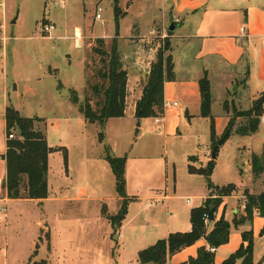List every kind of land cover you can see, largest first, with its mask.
<instances>
[{"label":"crops","instance_id":"crops-1","mask_svg":"<svg viewBox=\"0 0 264 264\" xmlns=\"http://www.w3.org/2000/svg\"><path fill=\"white\" fill-rule=\"evenodd\" d=\"M121 4H123L120 7L124 14L114 35L97 37L87 33V36L93 39L104 38L106 43L109 40L117 39L124 66L128 71L125 115L108 120L104 129V140L101 141L99 137L100 126L97 123L87 122L79 109L77 125L80 127V135L77 137H82L79 138V142H81L79 144L81 146L80 163L85 165L91 161L88 150L84 146L88 143L90 134L99 143L107 144L116 156H127L126 192L127 198L130 199L129 209L116 235L117 243L115 242L114 247L113 243L109 246V253L112 254V259L115 258V264H152L139 261L141 250L150 247L160 239L167 238L171 233L187 232L192 228L190 214L194 207H190L189 221L179 223L176 222L174 212H169L163 217L164 208L162 206L164 205L160 206V203L170 198L168 194L169 152L175 153L181 144H186L187 139L195 136L192 134L195 124L203 125L209 119L201 116L200 80L207 73L213 98L212 115L215 118L218 136L224 133L230 120V114L223 112L222 106L229 98L227 92L238 74L243 71L247 73V93L254 96L253 98L264 93V0H120ZM176 19L179 20L177 23H175ZM171 23L175 25L173 31H169ZM242 28H245L244 32H242ZM166 29L169 31L166 42L169 41L170 43L168 54L173 59L175 79L165 82L164 115L158 118H142L141 126H138L137 102L143 95L144 85L154 61L148 56L146 41L148 36L160 35ZM75 31L79 37H82L86 32L80 26H76ZM8 39V36L0 33V41L4 46L3 50L0 49V217L6 220L0 224V234L2 235L0 264H10L8 238L3 235V229H8V220L13 214V206L18 205L19 207V205L25 204L31 205L33 209H38L37 211L40 212L37 221H35L39 228L36 243H39L40 237L43 238L41 233L45 228L49 240L40 242V246L36 250L27 246L25 248L28 252L27 256H22L20 253L13 264H27L35 252L37 257H40L41 251L43 253L41 258L47 257L49 264H74L72 262L79 253L84 254L82 258L87 262L92 260L91 257L93 261L98 262L106 251L100 246L99 239L102 237L105 242L109 239L111 241L113 231L104 211L107 210L109 215H116L123 200L117 194L116 177L104 155H102V159H104L103 172H100L98 177H94L95 183L90 188L77 186L74 190L73 148L64 146L63 141L51 145L48 132L42 127L49 146L55 149L49 154L48 197L45 199L9 198L6 189L3 187L7 175V162L4 159V154L7 151L8 141L5 114L8 107H13L23 116L20 102L24 99V95L18 91L17 85L11 82L6 74L8 52L5 45ZM94 44V41L90 42L89 51ZM213 79H221L223 82L219 96L215 95ZM64 88L65 85L61 84V86H57V91L61 92ZM11 89H15L14 92ZM27 91L32 92V89L28 86ZM82 97L80 96V99ZM69 104L70 111H72L73 102H69ZM215 104L219 106L217 113L219 115L213 112ZM27 110L31 112L32 106L28 107ZM69 116L70 113L67 112L62 122L56 120L51 123L52 126L60 127L63 123L70 125ZM144 121L148 122V127L143 131V134L153 139L155 137L160 139L163 136L164 144L162 146L160 142H152L147 145L152 154L133 156L131 152L137 142L131 144V148L125 149L123 139L135 131L139 132V127L143 129ZM42 122H46L44 118ZM126 127L129 129V134L124 133ZM186 130L187 132L189 130V133ZM260 131L264 132V116L259 130L246 136L252 137ZM196 140L199 143V138L196 137ZM170 142L174 143L171 148L169 147ZM156 143L163 147V152L161 148H159L160 150L157 149ZM202 148L204 150L203 157L198 156L194 162L190 161V156L194 155L185 153L188 172L189 165L193 164L198 168L206 167L212 159L210 143L203 145ZM64 149L67 151L68 161L66 163L64 157L65 170L64 174L61 175L59 171L56 172L53 168V159L55 157L60 158L59 154H64ZM240 150L242 156L234 158L237 169L243 178L241 183L236 184L237 190H240L241 193V189L244 191L248 189L251 194L258 195L264 191V176L261 178L254 177L251 156L253 153L261 154L263 147L257 151L251 145H243ZM149 166H156V180L154 174L147 173ZM217 169L218 163L216 162L213 179ZM60 175L64 178V183H57ZM103 175L109 179L111 188H115L114 192L110 189L111 191L107 196L103 190ZM162 175L163 180H161ZM189 175L202 177L204 185L198 186L201 189H206L207 180L204 175L197 173H190ZM145 177L150 179L149 185L143 182ZM213 179L212 182L215 185L225 186V184H217ZM197 181L198 184H201L200 180ZM174 187L176 190L177 184H174ZM236 192L224 197L221 206L216 211L215 220L224 215L227 220L232 221L237 213H244L245 202L243 204L241 202L243 196L246 200L245 195ZM210 195L208 188L207 193L198 197L200 198L198 205L194 206H201ZM193 198L195 199V197ZM231 199H238L239 202L231 208L230 215L227 216ZM49 203L54 206L52 210ZM139 203L142 205L141 207ZM192 203L191 199L188 204ZM75 213L77 217L79 216L76 222L73 221V214ZM214 223L215 221H209V230L213 228ZM263 228L264 217L255 211L252 223L247 222L239 228H233L229 242L215 249V263L221 264L224 259L241 246L243 231L253 230L255 237L254 260L258 264L264 253V234L261 233ZM79 231L81 234L78 233ZM147 234L150 235V239L146 237ZM129 240H132L131 246L128 245ZM81 243L83 247H79ZM202 246L210 248L203 238L169 256L165 264L184 263L190 257L197 256L198 249ZM116 247H118L117 250ZM115 253H117L116 256Z\"/></svg>","mask_w":264,"mask_h":264},{"label":"rangeland","instance_id":"rangeland-1","mask_svg":"<svg viewBox=\"0 0 264 264\" xmlns=\"http://www.w3.org/2000/svg\"><path fill=\"white\" fill-rule=\"evenodd\" d=\"M120 6H123V4ZM99 8L102 10L99 11ZM98 12L102 14L104 22L96 18ZM52 23L56 28H54L49 35L45 32L44 27ZM76 26H80L86 31L82 37L76 34ZM116 30L117 25L113 0H0V33L9 38L5 45V49L8 52L6 74L8 75V79L17 85L18 91L24 95V99L20 102L23 116H34L35 118L43 117L46 122H42L43 118H41L42 120L37 123V128L42 130V127H44L47 130L50 139L49 143L55 145L63 141L64 146H71L73 148L72 169L74 172V190H76L77 186L90 188L91 185L95 183L94 177H98L100 172H103L102 167L104 159H102V155L106 158L107 149L109 153L114 154L107 144L99 143V141L90 134L89 141L84 146L85 149L88 150L91 161L89 164L85 165L80 163L81 146L79 144L81 142H79V138L81 139L82 137H77V135H80V127L77 125L79 104L73 101L72 90L77 92L79 99L80 96H83L82 99H80L81 102H83L87 96L92 95V91L90 89L87 90L86 87L87 77L92 74V70H87L86 64H91L92 68L95 66L92 59V51H89V44L92 41L96 43L97 38L93 39L87 35L90 34L91 36L97 37L103 35L111 36L114 35ZM77 42H80L81 45H77ZM111 44V40L106 43L108 47H110ZM3 48L4 46H2L0 41V49L3 50ZM165 55L167 56L168 52ZM213 81L215 95L219 96L221 84L223 82L221 79H213ZM246 83L247 73H245V71L234 78L232 86L227 92L229 98L225 101L228 102L229 111L224 108L223 104V106L221 105L223 112L229 113L232 116L233 105L238 110H246L250 109L256 100L262 99L261 95L253 98L254 96L248 94ZM61 84H64L65 88L61 92H58L57 86H61ZM28 86L32 89V92L27 91ZM38 89H40V91H38ZM14 90L15 89H11L12 92H14ZM233 96L235 97L233 98ZM69 102H73L72 111H70ZM30 106H32L31 112L27 110ZM67 112L70 113L68 118L71 124L66 125L63 123L60 127H53L51 123L56 120L62 122ZM213 112L214 114L219 112V106L217 104L214 105ZM245 121L243 117L236 118L233 131ZM144 122V128L141 129V127H139V132L135 131L133 134H129L128 127L124 130L125 134H129L123 139L125 149H127V147L131 148V144L137 142V144H134V149L131 152L133 156L152 154L147 146L152 142H160L162 146L164 144L163 136H161L160 139L156 137L153 139L143 134V131L148 127V122ZM90 131H92V129H90ZM13 133L19 136L17 129H13ZM187 133H189V130ZM192 134L195 136L187 139L185 141L186 144H181L175 153L169 152L168 154V194L170 198L165 200L163 202L164 204L160 203V206L164 205L162 206L164 208L163 217L169 212H174L176 222L179 223L182 221H189L190 207H198L194 206L198 205L200 202V198L198 197L207 193L208 190V185L205 187L206 189H201L198 186L204 185L202 177H191L189 175L185 153L194 155L195 158L198 156L203 157V145L212 144L211 120L208 119L207 123L205 122L203 125L195 124L192 129ZM221 136L218 137L221 138ZM196 137L199 138V143ZM173 145V142L169 143L170 148ZM243 145H251V147L260 151L258 149L264 147V132L260 131L252 137L233 133L220 146L216 158L218 169L214 179L213 174L215 172L212 174V179L217 184L227 185L230 183L239 184L242 182L243 178L240 175L239 169H237L235 164L236 160L234 158H240L242 156L240 147ZM156 146L157 149L161 148L163 152V147L159 146V143H156ZM156 153L158 152L156 151ZM59 155L60 158L55 157L53 159V168L62 175L65 170L64 154L60 153ZM147 173L154 174L156 180V166H149ZM89 174L91 175L90 178ZM61 175L57 183L65 182ZM161 180H163V175ZM197 180H200L201 184H198ZM143 182L149 185L150 179L145 177ZM102 184L106 196L110 193V189H112L113 192L115 191L114 187L111 188L109 179L104 177V175ZM174 184H177L176 190ZM237 191L236 193H240V190ZM215 193L217 192L210 190V194L215 195ZM240 194L244 195V189H241ZM193 197H195V199ZM188 198L192 199V204H188ZM242 199L243 201L241 203L243 204L246 200H244V196ZM238 202V199H231L228 205L227 216L230 215L231 208L238 204ZM141 206L140 204V207ZM19 207L18 205L13 206V214L10 215L8 220V229H3V235L8 238L7 246L10 251V264L14 263L15 258L20 253L22 256H27L28 252L25 250L27 246L36 250V245L38 244L36 240H38L39 228L35 221H37L40 212L37 211L38 209H33L32 206L28 204L19 205ZM49 207L51 210L54 208L51 203H49ZM76 215V213L73 214V221L75 222L79 217ZM3 221L6 220L0 217V224L3 223ZM78 233L81 234V231ZM41 234L43 238L40 242L49 240L46 228ZM1 236L0 234V243L2 239ZM146 237L150 239L149 234H147ZM111 238V241L109 239V241L106 240L105 242L103 238L100 237V246L106 251L104 252L105 255H103L102 258L100 257L98 262L93 261L92 257V260L87 262L82 258L84 254L82 255L79 253L78 256L74 255L76 258L72 263L115 264V258L112 259V254L109 253V246L112 243L113 247L115 246L114 239L116 240V238L113 237V231ZM131 242L132 240H129V246H131ZM79 247H83L82 243L79 244ZM85 247L87 248V245ZM117 249L118 247H116V250ZM42 254L41 251L39 254L40 257H37V253L35 252L27 264H36L35 262H40L44 259H46L49 264V259L47 257L41 258ZM114 255L116 256L117 253ZM258 264H264V253Z\"/></svg>","mask_w":264,"mask_h":264},{"label":"trees","instance_id":"trees-1","mask_svg":"<svg viewBox=\"0 0 264 264\" xmlns=\"http://www.w3.org/2000/svg\"><path fill=\"white\" fill-rule=\"evenodd\" d=\"M115 20L117 30L120 19L123 17V11L120 7V0H113ZM170 49L169 41L164 48H160L156 59L151 64V70L144 85L143 95L137 102L136 114L138 119L158 118L164 115V86L165 82L175 79L174 63L172 56L165 55ZM92 59L95 66L87 63V70H92V74L87 77V90L92 91V95L80 101L75 90H72L73 101L79 104V109L89 123H97L101 132L100 140H104V129L109 119L122 117L126 110L128 71L124 66L122 55L118 47L117 39L112 40L110 47L106 45L104 38H97L96 43L91 48ZM201 89V116L211 120V147L217 144L220 139L216 133L215 118L212 115V92L211 83L207 73L200 80ZM262 99L256 100L254 105L247 110H238L234 105L232 107V116L230 114L229 123L222 134L230 132L231 134L252 135L259 130V126L264 116V93ZM224 108L229 111L228 102L224 103ZM243 117L245 122L240 124L234 131L236 118ZM7 122V151L4 159L7 162V175L3 182V187L7 191L9 198H31L45 199L49 195L48 174H49V154L55 151L50 147L45 133L37 128V123L41 118L25 117L13 108L8 107L5 114ZM17 129L19 136L14 133V138L9 135ZM225 140V141H226ZM57 150V149H56ZM64 157L67 163L68 154L64 149ZM116 177V191L123 199L121 208L116 215H109L107 210L105 216L111 223L113 237L116 235L126 218L129 209L130 199L126 192V163L127 156H116L109 153L105 158ZM197 158L190 156V161L194 162ZM216 166V159H211L206 167H196L189 165L190 173L202 174L207 179L208 188L216 191L211 194L201 206L194 207L191 210L190 219L192 228L187 232H174L167 238L158 240L150 247L139 252V261L141 263L165 264L169 256H172L182 249L191 246L201 239H205L210 248H218L229 242L230 234L233 228H239L241 225L252 223L255 211H258L264 217V191L258 195L251 194L248 189L244 191L246 198L244 213H237L232 221L222 215L215 220L211 230L204 215L209 214L215 207L216 211L223 202V198L232 195L237 191V185L230 183L225 186H217L212 182V174ZM252 172L255 178L264 176V147L261 154L253 153L251 156ZM264 234V228L261 232ZM243 243L232 252L221 264H256L254 260L255 237L253 230L242 232ZM49 239V236H48ZM42 237L39 238V243ZM117 243V241L114 239ZM37 244V248L39 247ZM36 264H48L46 259ZM181 264H216L215 252L206 246L198 249L197 256L190 257Z\"/></svg>","mask_w":264,"mask_h":264},{"label":"built area","instance_id":"built-area-1","mask_svg":"<svg viewBox=\"0 0 264 264\" xmlns=\"http://www.w3.org/2000/svg\"><path fill=\"white\" fill-rule=\"evenodd\" d=\"M102 10L101 8H99V11ZM96 18L102 22H104V19L102 17V14L100 12H98L96 14ZM179 20H175V23H177ZM56 28V26L54 24H48V25H45L44 27V30L46 33H48L49 35L51 34L52 30ZM242 32L245 31V28H242L241 29ZM169 37V31L166 29L164 30V32L162 34H155L153 36H150L148 37V40L146 41V44H147V51H148V56L152 59V60H155L156 57H157V53H158V50L160 48H164L165 47V44H166V40L168 39ZM78 39V37H77ZM78 43V42H77ZM77 45H81V43L79 42ZM10 138H14V133L10 134L9 135ZM188 202H191V199L188 198L187 199ZM205 217V220L208 222L209 221V214L206 213L204 215ZM211 251H215L216 248H209Z\"/></svg>","mask_w":264,"mask_h":264},{"label":"water","instance_id":"water-1","mask_svg":"<svg viewBox=\"0 0 264 264\" xmlns=\"http://www.w3.org/2000/svg\"><path fill=\"white\" fill-rule=\"evenodd\" d=\"M175 29V25L173 23L170 24L169 26V31H173ZM138 126H141V119H138ZM230 132H226L224 134L223 137H221L217 144L214 145L213 149H212V159H216L217 158V153L219 150V147L225 142L226 138L229 136ZM216 219V208L213 207L210 212H209V221H215Z\"/></svg>","mask_w":264,"mask_h":264},{"label":"bare ground","instance_id":"bare-ground-1","mask_svg":"<svg viewBox=\"0 0 264 264\" xmlns=\"http://www.w3.org/2000/svg\"><path fill=\"white\" fill-rule=\"evenodd\" d=\"M78 32H79V30H78ZM79 34V33H78ZM79 36V35H78Z\"/></svg>","mask_w":264,"mask_h":264}]
</instances>
